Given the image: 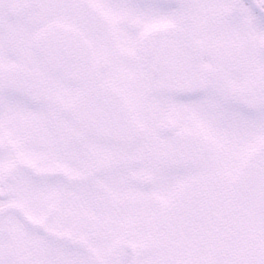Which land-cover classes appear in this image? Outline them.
<instances>
[{
    "label": "snow or ice",
    "instance_id": "6c2138e0",
    "mask_svg": "<svg viewBox=\"0 0 264 264\" xmlns=\"http://www.w3.org/2000/svg\"><path fill=\"white\" fill-rule=\"evenodd\" d=\"M0 264H264V0H0Z\"/></svg>",
    "mask_w": 264,
    "mask_h": 264
}]
</instances>
